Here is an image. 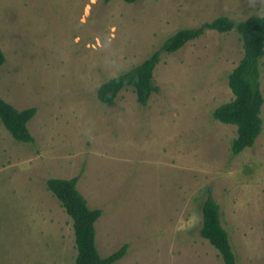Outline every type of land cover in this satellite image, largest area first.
Instances as JSON below:
<instances>
[{
	"label": "rangeland",
	"instance_id": "obj_1",
	"mask_svg": "<svg viewBox=\"0 0 264 264\" xmlns=\"http://www.w3.org/2000/svg\"><path fill=\"white\" fill-rule=\"evenodd\" d=\"M263 12L264 0H0V98L35 108L31 142L0 122V264H75L72 220L46 188L49 178L74 176L102 211L99 254L127 245L113 264H223L199 235L208 195L237 264H264V102L260 134L237 154L236 126L212 117L233 97L237 32L205 30L162 50L145 105L131 88L111 105L96 98L102 82L175 31Z\"/></svg>",
	"mask_w": 264,
	"mask_h": 264
},
{
	"label": "trees",
	"instance_id": "obj_2",
	"mask_svg": "<svg viewBox=\"0 0 264 264\" xmlns=\"http://www.w3.org/2000/svg\"><path fill=\"white\" fill-rule=\"evenodd\" d=\"M109 2L110 0H102ZM128 3L137 0H123ZM205 30L219 32L235 31L242 42L243 54L237 65L228 73L227 83L232 99L212 111V117L225 124L236 126V135L230 143L232 154L241 152L255 143L262 129L261 107L264 102L260 88V63L264 56V12L244 19H232L224 15L204 21L197 27L182 28L169 35L158 50L140 63L102 82L96 90V98L107 105L114 103L118 93L131 88L136 101L145 105L152 92L153 70L160 60L161 51L171 53L185 42L201 35ZM4 55L0 50V65ZM35 114V108L18 110L0 98V122L10 135L19 142L33 140L27 122ZM77 177L49 178L46 188L56 197L72 220L76 248L75 264H113L123 257L127 245L101 256L95 243V222L101 216L99 208H90L76 187ZM202 221L199 235L206 239L219 253L223 264H237L229 236L221 223L219 205L208 195L201 206Z\"/></svg>",
	"mask_w": 264,
	"mask_h": 264
}]
</instances>
